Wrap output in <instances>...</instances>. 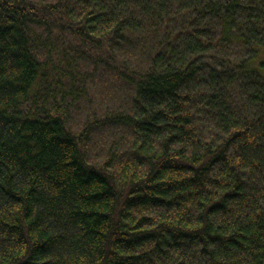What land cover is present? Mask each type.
Listing matches in <instances>:
<instances>
[{"label":"trees","instance_id":"obj_1","mask_svg":"<svg viewBox=\"0 0 264 264\" xmlns=\"http://www.w3.org/2000/svg\"><path fill=\"white\" fill-rule=\"evenodd\" d=\"M264 0H0V264H264Z\"/></svg>","mask_w":264,"mask_h":264},{"label":"rangeland","instance_id":"obj_2","mask_svg":"<svg viewBox=\"0 0 264 264\" xmlns=\"http://www.w3.org/2000/svg\"><path fill=\"white\" fill-rule=\"evenodd\" d=\"M261 52H260V56L258 57V62H260V60L264 59V49H260ZM262 73H264V67L260 66L259 65V68H258Z\"/></svg>","mask_w":264,"mask_h":264}]
</instances>
